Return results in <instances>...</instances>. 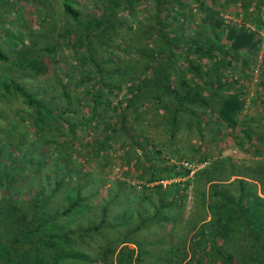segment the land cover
Returning <instances> with one entry per match:
<instances>
[{"label":"trees","instance_id":"1","mask_svg":"<svg viewBox=\"0 0 264 264\" xmlns=\"http://www.w3.org/2000/svg\"><path fill=\"white\" fill-rule=\"evenodd\" d=\"M59 5L61 24L35 51L6 42L22 78L0 81V264H95L89 241L103 264H143L146 251L169 264H264V0ZM113 141L126 148L122 175L108 177ZM150 223L148 237L133 234Z\"/></svg>","mask_w":264,"mask_h":264},{"label":"rangeland","instance_id":"2","mask_svg":"<svg viewBox=\"0 0 264 264\" xmlns=\"http://www.w3.org/2000/svg\"><path fill=\"white\" fill-rule=\"evenodd\" d=\"M47 3H49V9L47 8V6H39L35 7L36 4H34L33 2H27L26 0H0V50L5 52L10 58L9 60H0V81H7L9 79H13L14 81H21L20 78L21 77V71L19 68L15 67L11 61L12 58H14L16 56V54L18 55V52H16L14 54L13 51L9 50L8 45L10 46V43L12 44V42L17 43L18 45L21 43L25 44L24 47H20V50L23 48L28 49V52L32 53V51L36 50V45H39L42 43V41L44 40V38H49L50 35H52V31H50L51 26H53L54 28L59 26L62 22V20L60 19V5H59V0H48ZM41 17V23L39 24V20ZM44 18V19H42ZM55 22V24H54ZM39 25V26H38ZM62 27V25H61ZM24 30V31H23ZM49 30V32H48ZM25 31L29 32V35L31 36V38L34 39V42H31L29 45L27 44L28 42L24 41V37H21V34ZM31 33V34H30ZM5 35V36H4ZM264 36V34H263ZM262 36V37H263ZM29 40V38H28ZM8 42V43H6ZM264 43V39L262 38V44ZM32 48V49H30ZM69 52L67 49L63 50V58H69ZM258 58H259V54H258ZM61 64H63L60 60L59 63L57 64V66H61ZM258 65V61H256V68ZM60 73V71H58ZM79 88L80 86H71V89H75V91H77L78 95L80 96V92H79ZM4 91V90H2ZM6 102L7 99L5 97H1L0 99V110H4V108L6 107ZM9 104H11V107H19L21 106V101L19 100V97H16V99L13 100H9L8 101ZM79 113H82L83 110H86L87 107L86 106H82V99L78 101V106H77ZM80 129V128H79ZM78 131H76L77 137H80V141H77L76 143H79V146H77L78 148H74L73 150H71V155L72 158L76 161L75 163H79L80 161L78 160V158H80L81 153H85L87 151L86 149V144L87 141L89 139V135L87 134V132L82 131L81 129ZM151 135L153 136V141L154 143L160 142L162 139H164V133L159 130V131H152L149 130ZM63 136V135H62ZM61 138V137H59ZM118 143V142H116ZM115 143V141L112 142V146L108 149L109 153L114 155L112 162L110 164L109 167V171L108 174H106L108 177H111L113 175L115 176H121L122 174L120 173L121 171V166L115 162V159H118L119 157L117 156L118 153H122V151L125 150L126 147H119L117 146V144ZM168 146H165L163 148V156H167V154L169 155V151L167 150ZM170 148H174V144L170 146ZM235 150V151H234ZM234 151V152H232ZM225 153L231 152L234 155L237 156H241L242 154H244V151L239 150L238 148H233V147H225L224 151ZM188 157L192 158L194 157V153L193 151H189L188 152ZM170 159H173L172 156H168ZM84 161L87 163V161L90 163V166L94 165L93 162L91 161V158H87L86 160H82V165L84 164ZM81 165V164H80ZM132 183H136L137 181H135L134 179L130 180ZM111 181L109 180V182H107L106 184L103 185V190L99 191V196H103L106 193V187L107 185H109ZM96 183V182H95ZM112 183V182H111ZM115 185L111 184V190L115 191ZM133 191H137L136 186L133 188ZM124 197V198H123ZM124 199H126L125 196H118V198L116 199L117 201L123 202ZM96 201V200H95ZM94 201V202H95ZM99 201V199H98ZM124 203V202H123ZM122 203V204H123ZM114 208H118L117 205H113ZM120 206V205H119ZM121 207V206H120ZM122 209V208H121ZM82 213V212H81ZM80 213V214H81ZM125 219L127 224L131 227L134 222L133 219H128V216L125 215ZM74 219L71 218L70 221H72ZM133 222V224H132ZM72 225L73 221L71 222ZM121 227H126L125 225L121 226ZM152 224L150 223L147 226V230L144 228L143 230L140 231H133V234H139L140 238H142L143 236L148 237L151 234L152 231ZM120 228V227H119ZM151 229V230H150ZM123 232V231H122ZM121 234V233H120ZM123 234H121L122 236ZM112 240L107 241L108 244H111L113 240V238H111ZM144 242V240H142ZM88 248L87 253L94 257V263L95 264H103L97 257H95L96 253H95V248L94 243L92 241H89L87 245H85ZM145 255L142 258L144 263L143 264H169V260H170V256L169 258H164V257H159V258H150V252L146 251L144 252Z\"/></svg>","mask_w":264,"mask_h":264},{"label":"built area","instance_id":"3","mask_svg":"<svg viewBox=\"0 0 264 264\" xmlns=\"http://www.w3.org/2000/svg\"><path fill=\"white\" fill-rule=\"evenodd\" d=\"M262 38L264 39V36H263ZM256 71H257V68H254V69H253V72H252V78H251L252 81L255 79ZM202 164H203V162H202V163H199V164H196V165L193 167V169H195V168H197V167H200ZM159 181L162 182V183L165 182V180H163V179H161V180H159Z\"/></svg>","mask_w":264,"mask_h":264},{"label":"crops","instance_id":"4","mask_svg":"<svg viewBox=\"0 0 264 264\" xmlns=\"http://www.w3.org/2000/svg\"><path fill=\"white\" fill-rule=\"evenodd\" d=\"M165 182H168V180H165ZM165 182H164V183H165ZM161 183H162V182H161ZM164 183H163V184H164Z\"/></svg>","mask_w":264,"mask_h":264}]
</instances>
